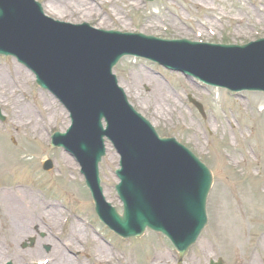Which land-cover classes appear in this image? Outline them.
<instances>
[{"label":"rangeland","instance_id":"rangeland-1","mask_svg":"<svg viewBox=\"0 0 264 264\" xmlns=\"http://www.w3.org/2000/svg\"><path fill=\"white\" fill-rule=\"evenodd\" d=\"M37 1L43 5L46 15L56 20L72 24L88 23L104 30L195 40L197 33H201L200 39L205 41L239 45L264 37V25L255 16L256 10H259L264 19V0H158L154 3L145 0L128 3L103 0L104 5L96 8L100 16H85L82 20H77L78 15L74 19L61 18L45 10L49 7L48 0ZM203 4L214 9H203ZM242 17L244 22L238 23L237 19ZM16 67L26 72L19 85L13 82ZM114 72L132 105L155 125L159 134L174 137L185 144L213 172L214 182L207 203L208 224L183 264H209L211 260L217 261L219 258L224 264H253L254 257L256 264H264V95L242 93L236 97L220 89H199L193 81L185 80L181 75L133 59L122 60ZM3 79L8 81L7 86ZM12 92L16 94L14 99H19L27 108L25 115L15 106V100H9ZM185 94L192 95L203 104L205 119L189 104ZM0 107L7 119L5 123L0 122V264L8 261L12 264H33L45 258L58 259L60 251L70 254L71 249L81 250V245L70 241L66 234L60 237L55 248L45 243L47 239H43L50 232L56 235L61 230V222L75 212L81 217L77 223L84 230L83 233L89 232L91 238L86 245L90 256L88 260L80 258L79 262L83 260L82 264H95L101 261L100 258H110L112 264H129L119 255L112 258L110 253L96 252L93 240L97 237L86 225L93 222L91 208L94 206L84 186V178L79 175L80 169L73 158L61 149L50 146L51 136L55 132L65 133L70 127L68 113L54 97L35 84L28 70L15 59L2 56ZM24 121L26 127H20ZM36 126L37 133L34 130ZM46 160L53 162V171L43 170L42 165ZM117 161L115 151L108 148L100 172L107 199L121 210L114 190ZM14 185H21L20 190H13L17 196L12 200L24 207L22 211L19 207L24 220L26 206L27 215L31 212L30 206L35 214L34 218L27 217L25 220L26 233L21 240H16L11 226L8 230L2 227L8 226L7 217H11L6 215L12 214L11 208L4 207L7 200L3 202L2 195L12 190ZM251 197L259 205V211H254L253 205L246 203L251 201ZM223 203L228 209L238 208L237 212L243 215L245 245L227 247L219 239L217 213L218 206ZM41 214L45 217L40 218ZM67 225L69 229L70 222ZM38 227L36 233L35 228ZM31 237L37 239V244L23 249L22 243L28 242ZM61 242L68 244L62 245ZM127 243L139 246L134 253L137 264H173L170 253L176 252L173 248L163 249L162 245L171 244L161 235L148 231L142 238ZM152 245L158 252V262L144 258L151 251L149 248L154 247ZM45 246H50L51 251L47 252ZM133 252L130 256L132 261Z\"/></svg>","mask_w":264,"mask_h":264},{"label":"water","instance_id":"water-1","mask_svg":"<svg viewBox=\"0 0 264 264\" xmlns=\"http://www.w3.org/2000/svg\"><path fill=\"white\" fill-rule=\"evenodd\" d=\"M39 7L33 0H26V4L0 0V54L14 55L25 62L37 75L38 83L43 88L52 90L70 109L74 128L67 136H56L54 146L68 148L82 163L88 185L99 201L98 212L101 217L107 221L114 220L118 232L130 237L132 233L128 224L131 222V215L142 212L145 219L150 220L152 213L158 209L164 210V213L171 210L167 219L162 220V225L157 224L160 227L152 228L178 240L179 243L173 242L183 257L196 243L207 224L206 201L212 176L207 170L203 172L204 178L201 179V170L189 154L187 156L177 152L178 156L168 152L171 149L167 146L168 142L148 138L150 133L145 130H129L128 136L117 135L121 130L116 127L113 115L121 123L122 129L127 126L128 120L113 93L116 85L111 71L123 55L138 48L136 42L139 43L141 37L96 32L88 29L87 25L70 26L46 21ZM130 39L134 42H128ZM139 48L145 51L140 45ZM147 48L148 51L151 49ZM232 49L238 51L232 54L226 51L200 53L202 58L208 60L204 68L216 66L218 59L229 61L223 71L224 86L237 91L245 88L264 91V43ZM153 52L161 59L170 58L160 51ZM189 52L194 54L191 46ZM103 118L108 122V130L105 132L101 127ZM130 121L135 123L131 117ZM105 135L120 146L124 158L123 170L120 172L123 183L118 189L128 209L125 224L104 207L100 195L102 191L97 175L98 164L105 155ZM50 168L51 165L46 167ZM203 169L205 170L204 166ZM159 170L166 179H176L170 184L176 185L182 192L188 191V196L184 194V197L177 198L188 201L195 208L184 212V209L176 206L179 202L172 200L168 208L160 207L159 201L152 210L148 202L142 201L148 197L149 192L153 193L152 186ZM150 200L154 201L155 198ZM184 216L187 218L188 235L178 233L177 236L162 228L172 229L178 225L183 229ZM155 220L159 221L158 218ZM153 223L156 224L154 220ZM211 264L223 263L219 261Z\"/></svg>","mask_w":264,"mask_h":264},{"label":"bare ground","instance_id":"bare-ground-1","mask_svg":"<svg viewBox=\"0 0 264 264\" xmlns=\"http://www.w3.org/2000/svg\"><path fill=\"white\" fill-rule=\"evenodd\" d=\"M110 2V0H108ZM108 1H106V3H108ZM134 2V0H120V2ZM105 2V1H104ZM47 4L49 5V7L45 8L46 11L51 12L52 14H57L59 17L61 18H69V19H74L75 15H78L79 18H77V20H82L83 18L85 19V16H90L93 15V17H97L100 16L99 13H97L96 8L101 7L104 5L103 0H48ZM108 15H106V18ZM114 17V15H112ZM256 19L259 23H261L262 25H264V19L262 18L263 14L259 11L256 10L255 13ZM105 17V15L103 16ZM103 21H105L104 19H102ZM237 21H241L243 22L244 19L242 18H238ZM120 22V21H119ZM15 71V80H13L14 83H16L17 85L21 84L22 78L26 77V72H24V70H22L21 68H14ZM2 82L7 86L8 85V81L6 79H3ZM16 92H18L16 90ZM16 94H14V92L10 93L9 95V100H15L14 96ZM15 106L19 107L20 112L25 115L27 113V108L22 104V102L17 99L15 100ZM24 124L20 125V127H26L27 123L24 121ZM39 123V122H38ZM38 126H36L34 128L35 133L38 132ZM118 136H122V133L119 132L117 134ZM10 190V189H9ZM22 191V190H21ZM249 191H247L248 193ZM7 193V194H6ZM2 195V198L4 199L3 202L5 200H7L6 203H4V207L6 209H10L12 211V214L10 215H6V216H10L11 218L8 219L7 225L8 226H2L4 227L3 229L8 230L9 227L11 226V232L14 233V236L16 237V240H21L24 236V233H26V221L27 217L30 218H34L35 214L32 212V207L30 206V213L29 215H27L28 213V207L26 206V217L25 220L23 218V212H21L24 207L22 206H18L16 203L13 202L12 198L17 196V193H15L13 190H10L8 192H6ZM9 201V202H8ZM246 202V201H245ZM2 203V202H1ZM247 204L253 205L252 209L254 211H259V205L256 203V200L253 199L251 197V201H247ZM19 207H21V211H19ZM239 212V209L236 207H231V209L226 208V205L223 203L220 206H218V216H217V220H218V235H219V239H221V242L225 243L226 245L223 246H227V247H233L236 245H245L246 239L245 238V234H244V229H245V220L244 218L241 216ZM5 214H8L6 212H4ZM19 213V215H18ZM4 215V214H3ZM18 215V216H17ZM39 217H45L43 214L39 215ZM34 222V220H33ZM25 225V228H23ZM1 227V229H2ZM80 231L81 229H77L73 231V235L74 236H79L80 235ZM186 232L188 233V230H186ZM81 236V235H80ZM15 240V241H16ZM47 240H51L50 238H47ZM264 240V239H263ZM259 242V240H258ZM262 244V240L260 242V245ZM258 245L259 248H261V246ZM54 246H56V242L54 243ZM231 249H235V248H231ZM1 250V247H0ZM72 257L69 256L68 254L65 253H59V258L57 261V264H72ZM253 264H256V259L254 257V259L252 260ZM71 262V263H69Z\"/></svg>","mask_w":264,"mask_h":264}]
</instances>
